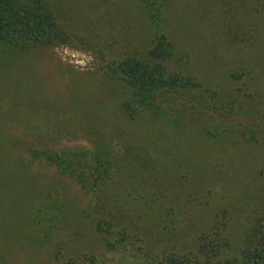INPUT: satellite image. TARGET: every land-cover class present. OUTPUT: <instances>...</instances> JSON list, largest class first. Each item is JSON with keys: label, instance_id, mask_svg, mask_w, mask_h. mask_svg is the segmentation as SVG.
<instances>
[{"label": "rangeland", "instance_id": "obj_1", "mask_svg": "<svg viewBox=\"0 0 264 264\" xmlns=\"http://www.w3.org/2000/svg\"><path fill=\"white\" fill-rule=\"evenodd\" d=\"M52 2L80 38L77 47L0 53V264H64L90 255L97 264H238L245 238L254 244L253 219L260 218L264 203V68H228L230 56L216 33L231 17L223 18L222 0L170 2L165 31L175 55L169 70L190 72V57L200 62L199 54L210 47L216 67L200 74L201 81L229 93L236 104L251 93L247 106L239 113L203 105L185 90H163L157 97L170 113L158 118L142 113L135 120L121 105L131 90L111 61L151 46L155 24L142 0ZM238 58L241 67L247 57ZM97 132L111 144L120 142L125 152L118 151L114 170L117 192L130 198L140 193L138 198L151 197L152 207L160 204L165 216H184L171 220L182 218L179 225L161 223L163 230H174L175 243L169 234L158 238L157 230L134 237L131 253L152 249L142 252V260L135 255L133 263L129 250L109 251L98 224L86 216L91 194L56 166L31 156L35 149H87ZM140 148L154 161L137 173L132 158L147 160L137 153ZM122 204L128 207L122 208L123 225L138 223L143 206ZM218 219L225 223L220 233Z\"/></svg>", "mask_w": 264, "mask_h": 264}, {"label": "trees", "instance_id": "obj_2", "mask_svg": "<svg viewBox=\"0 0 264 264\" xmlns=\"http://www.w3.org/2000/svg\"><path fill=\"white\" fill-rule=\"evenodd\" d=\"M171 1L142 0L155 24V38L151 46L147 50L127 53L120 59L111 61L117 63L115 69L120 71V77L131 90V97L121 103L125 114L131 120L138 119L142 113H148L152 118L166 116L170 111L167 110V106L164 110L157 94L163 90L175 89L191 92L203 105L213 103L218 107L240 113L247 106L251 93L244 94L241 102L236 104L237 99H232L229 93L220 92L207 79L201 81L200 74L209 73V68L216 67L212 64L214 54L210 47L199 54L200 62H195L193 56L190 57V63H188L190 72L169 70L175 55V46L165 31ZM231 1L238 5L232 6ZM217 4L219 3H215ZM221 4L226 7L221 6V11L225 13L223 18L231 15L223 21L222 25L225 24V27L222 32L220 31L223 28L222 25H217L216 29L220 42L224 46L223 51L230 56L228 68L236 66L257 70L264 68V0H222ZM241 13L244 15L243 19L240 18ZM77 39L80 38L68 30L52 0H0V53L5 52L4 50L27 51L38 46L56 47L63 44L77 47ZM208 40L211 46L215 45L213 37ZM240 55L247 57L243 59L246 61L241 67L238 65ZM230 75L235 83H239L240 76L235 70L231 69ZM100 134L102 133L97 132L98 138L94 141V146L87 149H35L31 150V156L36 159L43 158L48 164L56 166L62 174L75 179L82 189L91 194L90 202L85 209L86 216L98 224L109 251L129 250L128 262L133 263L136 261L135 255L138 260H142V252H145V249L146 251L152 249L148 246L145 249L141 248L138 254L131 253V246L136 239L140 240L146 233V236L155 235L157 230L158 238L161 234H164V238L169 234L173 239L172 242L175 243L177 238L174 230H163L161 223L166 219L171 221L176 216L182 218L184 216L174 212L165 216L160 204L152 207L151 197L146 198L142 195L138 198L140 193L130 198V193L123 192L122 196L121 192H117L116 186L113 188V184L117 183L114 170L117 169V159L122 152L121 143L111 144L110 138L106 140L107 135ZM119 150L121 152L118 153ZM137 153L147 155V160L135 156L132 158L131 167L137 173L145 172L141 166L151 164L147 162L153 163V156L147 152L146 148H140ZM142 163L144 164L141 165ZM141 176L146 177L145 174ZM125 202L129 204L130 209L133 204L142 205L141 211L145 209L139 212V224L133 222L131 226L123 225L125 212L122 208L125 210L128 208L122 204ZM184 205L186 207V204ZM260 213L258 220L253 219L255 223L251 228L254 244L251 243L250 237L245 238V244L242 247L244 254L238 264H264V203L260 207ZM182 218H179V222H171L173 225H179ZM140 219L144 220L143 223ZM214 225L220 228L218 230L215 228L216 233L225 229V223L220 219ZM147 240L151 241L149 238ZM168 257L167 252L164 254V259ZM83 260L84 262L78 261V258H72L64 264H97L96 259L91 255L83 256Z\"/></svg>", "mask_w": 264, "mask_h": 264}]
</instances>
